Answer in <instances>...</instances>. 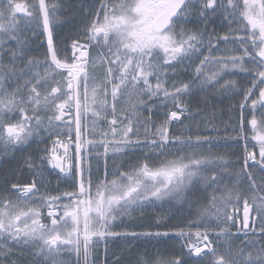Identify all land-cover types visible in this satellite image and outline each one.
I'll use <instances>...</instances> for the list:
<instances>
[{
	"label": "snow or ice",
	"instance_id": "snow-or-ice-1",
	"mask_svg": "<svg viewBox=\"0 0 264 264\" xmlns=\"http://www.w3.org/2000/svg\"><path fill=\"white\" fill-rule=\"evenodd\" d=\"M60 7L46 0H38V9L33 4L30 10L28 5L14 0H7L0 7V144L5 150L9 146L22 149L38 140L43 142V133L49 139L56 136L52 148L45 149L39 157V163L32 158L25 160L29 170L35 173L30 183L5 180L6 186L0 190V264H24L16 258V253L23 255L25 251L32 257L28 264H66L62 253H74L76 264H97L99 254L95 259L93 254L102 241L105 245L102 264H125L119 253H112L109 261V240L132 244L173 237L184 241L179 255L164 258L145 253L135 264H205V261L264 264V175L257 178L252 171L258 166L264 173V111H261L264 110V0H101L94 13H85L92 19L79 33L82 39H71V57H61L53 35L52 24L59 19ZM37 11L47 44L43 59L31 55L27 35L28 31L37 35L31 28L37 20ZM18 13L27 18L24 27ZM217 17L222 25L228 26V31L219 35L215 27L209 30V24ZM193 22L202 27L188 28ZM101 40V51L92 58L91 46L93 43L99 46ZM221 42L236 44L241 51L237 54L227 49L224 55L214 56L212 53L219 50ZM205 48L207 54L201 58ZM62 51L66 54L69 49L65 47ZM197 59L194 68L189 65L192 78L187 82L173 81L169 87V69L176 75L178 64ZM239 73L246 74L250 84L243 90L239 105L238 134L247 143L245 124L251 127L252 140L259 145V159L246 149L244 165L235 173L236 187H231L223 176H231L229 169L235 165L211 151L216 137L183 132L174 135L171 125L189 112L184 97L193 89L199 86L200 91H205L215 85L224 91L236 89L237 81L225 77ZM256 89H259L258 98L252 99ZM122 97H127L125 103L131 106L132 115H140L137 105L146 107L149 120L152 101L160 99L163 104L171 103L173 108L154 132L146 122L145 138L141 140L137 135L134 140L133 120L128 110L121 109L122 118L118 115L117 106ZM249 100L250 119L245 115ZM73 105L76 111L74 172L72 165L65 166L71 159L72 140L65 142L59 138L64 127L71 137ZM89 118L91 128L87 123ZM105 122L107 128L103 127ZM207 126L209 132L214 131L218 136L219 128L212 121ZM89 133L99 139H87ZM89 145L97 149L95 179L93 157L91 153L85 155ZM176 147L178 152L171 154L169 150ZM59 148L64 149L62 156L58 154ZM137 148L141 157L135 163H115L116 155L128 156ZM45 161L60 173H67L64 179H71L73 191L56 196L40 193L36 178H43ZM245 176L249 181L247 192L239 189ZM200 183L204 192L211 190L210 198L198 213V219L189 221L188 225L168 229L157 218L155 230L137 231L127 227L113 230L119 227L115 222L121 217L132 218L137 210L143 215L146 205L158 201L184 200L189 190L201 191L196 187ZM242 197L243 220L240 221L236 205ZM229 206L233 208L231 212L227 211ZM45 207L50 223L44 222ZM253 210L254 216L250 215ZM257 221L258 229L254 226ZM120 223L123 224L122 219ZM221 224L225 226L220 227ZM238 224L234 235L239 238L243 233L245 239L234 254L229 245L226 258L214 240L230 235V229ZM250 236L256 238L249 239Z\"/></svg>",
	"mask_w": 264,
	"mask_h": 264
},
{
	"label": "trees",
	"instance_id": "trees-1",
	"mask_svg": "<svg viewBox=\"0 0 264 264\" xmlns=\"http://www.w3.org/2000/svg\"><path fill=\"white\" fill-rule=\"evenodd\" d=\"M101 0H46V3L52 4L57 3L61 7L59 8L57 12V16L59 17L58 20H56L52 24L53 29V35L55 36V42L58 46V48L61 50L60 55L61 57H64L67 55L68 57H71V39L72 38H81L79 37V33L83 29L85 25H87L91 19V15H85V13H94L97 8H99ZM113 2H116V0H113ZM7 0H0V7H3L6 5ZM14 3H22L29 6V9L31 10V6L35 4L38 9V0H14ZM18 19L21 20V26L24 27L27 21V18L23 13L17 14ZM37 24H39V27H37ZM188 28H198L202 27V25H199L195 22L189 23L187 25ZM213 27L216 29V33L223 34L228 31V26L226 24H221V19L219 17L213 19L211 23L209 24V30H211ZM32 29H35L37 32L36 36L32 35V31H28L27 35L30 38L31 41V55L39 57L41 59L44 58V55L46 53V47L44 44V36L42 33V19L39 17L38 11H37V20L33 21L31 25ZM41 43H43V47H41ZM205 45H207V33H205ZM103 46V40H101V44L98 46L95 43L91 46V56L92 58H96L98 53H100L101 48ZM68 47L69 51L65 54L62 50ZM227 49H231L234 53L239 54L241 49L238 45L229 43L225 45L223 42L219 45V50H215L217 53L216 55H224L225 51ZM104 52L106 53L107 50L104 49ZM192 61L186 60L182 65L178 64L176 67V75H173L171 72V69H169V76H168V85L171 87V84L173 81H184L187 82L192 78V70L191 68H194L193 65H191ZM189 65H191V68H189ZM250 67V64L248 65ZM225 79H233L237 81L238 87L236 89H229L228 91H224L220 88V85H215V87L209 86L206 88L205 91H200L199 86L197 88L193 89V91L186 95L184 97L185 101L189 104V115L184 116L181 120L183 121H195L200 122L201 118H203L205 115H212L215 117H221L226 116L229 119L234 116L236 117V121H234V124L237 122L239 116H238V105L241 104L243 101V90L249 86L250 84V78L246 76L244 73H239L237 75L233 76H226ZM153 83H155V80L153 79ZM224 81L221 80L220 84H223ZM81 94H83V87L81 86ZM259 91L253 96L252 99L258 98ZM127 97H122L119 104H118V115L122 118V112L121 109H127L129 116L133 120V129L134 132L132 134V138L135 140L137 135L140 137L141 140H143L146 136L145 133V123L149 125L151 131H155V127L158 126L160 123L163 122L165 119L167 113L172 110L173 105L171 103L163 104L161 103L160 99L152 101L153 109L151 113V119L149 120V113L147 111L146 107H142L137 105L138 112L141 114L144 112V116H135L132 115L131 106L127 103H125ZM205 101H207V104H205ZM109 102L111 103V98L109 96ZM248 107L251 108V100L247 102ZM236 108V109H234ZM110 111V110H109ZM227 112V113H226ZM233 112V113H232ZM249 114V119L251 118V112ZM90 116V114H89ZM72 133L71 137L68 135V128L64 127L63 129V135H60V139L62 141L67 142L69 138L74 141L75 140V118H76V111L75 106L73 105L72 108ZM111 116H109V119ZM67 117H65V122H67ZM89 128H91V119L89 118L87 121ZM124 124H127V120L124 121ZM141 126L142 129H139L138 133L136 132L137 126ZM104 128H107L108 125L105 122L103 124ZM183 129H176V134H179L183 132ZM173 133V131H172ZM174 134V133H173ZM175 135V134H174ZM89 139H99V136H93L91 133L88 134ZM56 139V136H53L51 139L48 138L47 133H43V142L36 141L31 143L29 146H25L22 149L21 148H13L12 146H9L6 150L3 146V144H0V190L5 187V180H7L9 183L20 181L21 183L24 182H31L33 179V176L35 173L31 172L27 165L25 164V160L28 158H32L36 161V163H39V157L41 155H44L45 149H50L53 146V141ZM89 153H91L93 157V174L95 176L96 173V165H95V152L96 148L92 145H89L88 147ZM222 149H230V148H220V149H211V151L215 150H222ZM101 153L103 152V148L100 147L98 149ZM205 150L207 148L205 147ZM141 157V150L139 148L135 149L134 151H131V154L128 156H122V155H116L115 156V163H128L132 162L135 163L139 158ZM113 164L112 154H109V165H110V171H111V165ZM43 178L37 177V183L40 185L39 191L40 193H43L45 195H51L56 196L60 195L65 191H73L71 184V179H64L65 175L54 172L49 166L46 164V162L43 165ZM104 172V163H103V157L100 159V166H99V174L102 177ZM93 176V177H94ZM211 190H208V192L201 191H195L191 193L186 199H184L179 206L174 204L171 209L167 208L164 204H161L158 207L157 213L147 211L142 217L139 218L133 217H122L123 224L120 223V221L116 224L119 225V227H114V231H122L126 227L127 228H134L137 231H142L148 228H151L152 230H155V219L157 217H160L164 220V227L171 229L173 226L176 225H188L189 221H195L198 219V213L203 209V207H206L208 204V199L210 198ZM219 195V193H217ZM36 199V197H34ZM66 201H61V203H65ZM46 208V207H45ZM44 208V211H45ZM238 208V206H237ZM241 209V208H239ZM237 209V215L238 213ZM233 210L232 206L227 208V211L231 212ZM214 211V210H213ZM45 217V213H44ZM48 218L45 217L46 223H48ZM224 224H221L220 227H224ZM213 227H215V220L213 218ZM196 229L193 227L192 231L194 232ZM237 226L232 227L230 229V235L222 236L219 240H214V243L219 244V252L221 254H225L227 258L228 253V246L231 245V249L233 254L235 253V250L241 246V241L245 239L243 236V233L237 238L234 234L236 233ZM213 236H215V232L212 233ZM256 237H249V239H255ZM193 239H195L193 237ZM184 241L179 240V238H171V239H165L161 241L156 240H142V241H135L132 244H128L123 240H109L108 242V250H109V261L111 259L112 253H119L123 258L125 264H135L136 260H138L141 256L145 255L147 253L149 256L155 257V256H161L164 258H171L175 255L180 254V245L183 244ZM104 242H100V246L98 249L95 250L93 254V259H95L96 254H99L100 260L97 262V264H102L104 259ZM64 259L66 260V264H76V256L75 254H66L62 253ZM16 258L18 260H25V264H28L29 261L32 260L31 255L27 254V251L23 255H21L19 252L16 253ZM205 264L207 262L205 261Z\"/></svg>",
	"mask_w": 264,
	"mask_h": 264
},
{
	"label": "rangeland",
	"instance_id": "rangeland-1",
	"mask_svg": "<svg viewBox=\"0 0 264 264\" xmlns=\"http://www.w3.org/2000/svg\"><path fill=\"white\" fill-rule=\"evenodd\" d=\"M195 19V18H194ZM226 24V23H224ZM227 25V24H226ZM45 39V37H44ZM207 54V48L204 49L202 55H201V58L203 57V55H206ZM214 56H217L215 50L213 51L212 53ZM198 59L195 60L194 62L192 61L190 64L195 66V63H198ZM251 66V65H250ZM258 91V89H256V92ZM253 98V97H252ZM250 101V100H249ZM239 110V111H238ZM237 111L239 112L240 114V108L238 109ZM261 111H264V110H261ZM251 112V108H247L245 110V115L249 118V114ZM233 113V112H232ZM257 117L259 118V115H260V111H257ZM240 119V118H239ZM233 121H236V117L234 116V113H233V117H231V119H229L228 121V131H229V136L230 138L226 139L227 143H228V146L225 147V148H230V149H222V150H215V151H212L213 153L215 154H219V155H223L225 160H227L229 162L230 165H235V167H231L229 169V171L232 173L231 176H223V180L224 182H226L229 186L231 187H236V184H235V181H236V176H235V173L241 171L243 165H244V157L246 155V149L248 152H254L256 154V157L257 159H259V145L258 143L255 141V140H252V132H251V127L247 124H245V136L247 137V143L245 142V139L241 136H239V134H235V135H232L231 133H235L236 131H233V128H236V130H239V125H240V122H239V125H237V123H233ZM177 122V121H176ZM176 122H173L172 125H171V130L173 131L174 134H176ZM208 127V126H207ZM198 129V128H196ZM209 132V131H208ZM183 133L185 135H188V134H191L190 131H186L184 130ZM193 134H202L200 132H197V133H194ZM204 134V133H203ZM235 136L236 139H232V137ZM87 139H89V136H87ZM89 147V146H88ZM52 148V147H51ZM178 148H171L169 151L171 154H176L178 152ZM63 152H64V149L63 148H60L58 149V154L59 155H63ZM89 154V149H88V152L85 153V155H88ZM69 156L71 157V159L69 161H67V164L65 165L66 167L72 165L73 166V172H74V161H75V140L72 141V143L69 145ZM169 158H171V155L169 156ZM249 163L251 164L252 162L249 161ZM94 171V170H93ZM254 175L257 176V178H259L261 175H264V173H261L259 171V168L258 166L255 168V169H252ZM63 175H65L63 173ZM67 175V174H66ZM65 175V176H66ZM95 179V176L93 177ZM197 188L203 190L204 189V185L203 183H200V184H197L196 185ZM249 188V181L247 180V177L245 176L242 180V182L239 184V189L240 190H243L245 192H247V189ZM193 193V190H189L188 191V194L186 196V198L191 194ZM185 198V199H186ZM183 200H177V199H170V200H166V201H158V202H155L154 205H146L145 207V210H144V213L143 215L147 212V211H151V212H156L157 213V210H158V207L161 205V204H164L165 206H167V208L171 209L173 207L174 204L178 205L182 202ZM243 204V197L241 198V202L239 205H236V208L238 206L237 209L241 208ZM230 207V206H229ZM241 209H239L240 211ZM47 211L48 209L45 208V217L47 218ZM254 214H255V211H254ZM143 215H141V212L139 210L133 212L132 216L133 217H137L139 218L140 216L142 217ZM122 218V217H121ZM120 218V219H121ZM157 218H160V217H157ZM157 218H154L155 221ZM120 219H118L115 223L117 224ZM162 219V218H161ZM163 220V219H162ZM164 221V220H163ZM48 223H50V221H48ZM195 232V231H194ZM195 238V237H194ZM66 254H69V253H66ZM73 254V253H72ZM81 262H82V257H81Z\"/></svg>",
	"mask_w": 264,
	"mask_h": 264
},
{
	"label": "flooded vegetation",
	"instance_id": "flooded-vegetation-1",
	"mask_svg": "<svg viewBox=\"0 0 264 264\" xmlns=\"http://www.w3.org/2000/svg\"><path fill=\"white\" fill-rule=\"evenodd\" d=\"M259 91V89H258ZM257 93V92H256ZM240 105V104H239ZM239 105L237 106L238 109H239ZM236 109V108H234ZM190 111V110H189ZM239 111V110H238ZM227 113V112H226ZM145 114L144 112H142L139 116L140 117H143ZM189 115V112L185 114V116H188ZM190 116V115H189ZM238 116L240 118V114L238 112ZM183 118V117H182ZM238 118L237 120V125H239V122H240V119ZM208 121H212V124L213 126L219 128V134L217 136V133L212 131V132H208V127H207V122ZM228 118L226 116H221V117H213L212 115H205L203 118H201V121L200 122H195V121H178L176 122V129H183V130H186V131H190L191 135L195 136L196 134H193L194 133H197V132H200L202 133L201 135H212L214 137H216V139L213 141V144L215 145L214 147H212V149H220V148H225L228 146V143L226 141V139L230 138L229 136V131H228ZM234 123V121H233ZM138 129H142L141 126H137ZM198 128V129H196ZM204 133V134H203ZM239 133V130H236L235 133H231L232 135H235V134H238ZM232 139H236L235 136L232 137ZM206 148H208L207 145H205ZM178 148V147H177ZM239 213V211H238ZM250 215H255L254 214V210L250 213ZM238 219L240 221H242L241 219V215L238 216ZM240 226L239 224L237 225V227ZM255 227H259V222L257 221L256 225H254Z\"/></svg>",
	"mask_w": 264,
	"mask_h": 264
},
{
	"label": "water",
	"instance_id": "water-1",
	"mask_svg": "<svg viewBox=\"0 0 264 264\" xmlns=\"http://www.w3.org/2000/svg\"><path fill=\"white\" fill-rule=\"evenodd\" d=\"M60 172V171H59ZM241 217H242V220H243V209H242V212H241ZM239 227V226H238Z\"/></svg>",
	"mask_w": 264,
	"mask_h": 264
},
{
	"label": "bare ground",
	"instance_id": "bare-ground-1",
	"mask_svg": "<svg viewBox=\"0 0 264 264\" xmlns=\"http://www.w3.org/2000/svg\"><path fill=\"white\" fill-rule=\"evenodd\" d=\"M22 261H23V262H24V264H25V262H26V261H25L24 259H23Z\"/></svg>",
	"mask_w": 264,
	"mask_h": 264
}]
</instances>
